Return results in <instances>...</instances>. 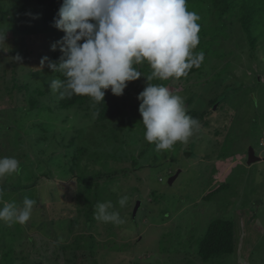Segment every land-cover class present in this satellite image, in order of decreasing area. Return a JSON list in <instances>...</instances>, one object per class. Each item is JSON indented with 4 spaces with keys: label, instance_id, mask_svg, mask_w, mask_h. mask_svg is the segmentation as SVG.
Listing matches in <instances>:
<instances>
[{
    "label": "rangeland",
    "instance_id": "1",
    "mask_svg": "<svg viewBox=\"0 0 264 264\" xmlns=\"http://www.w3.org/2000/svg\"><path fill=\"white\" fill-rule=\"evenodd\" d=\"M214 1L195 12L193 51L204 53V73L163 80L208 124L187 143L157 152L138 110L152 72L146 60L134 65L141 77L117 96L122 117L97 123L90 99L62 108L48 87L58 78L48 64L61 31L43 22L36 0H0V157H15L20 167L0 180V207L36 201L25 224L0 221V264H264V34L252 48L240 21L219 19ZM221 24L226 33H215ZM250 147L259 158L253 162ZM99 172L113 174L93 182L99 189L75 181ZM105 189L117 202L127 197L116 209L122 223L86 217L85 198ZM216 218L233 220L235 251L203 262L197 240Z\"/></svg>",
    "mask_w": 264,
    "mask_h": 264
},
{
    "label": "clouds",
    "instance_id": "2",
    "mask_svg": "<svg viewBox=\"0 0 264 264\" xmlns=\"http://www.w3.org/2000/svg\"><path fill=\"white\" fill-rule=\"evenodd\" d=\"M198 20V14L186 10V0H63L54 26L65 35L51 45L55 50L59 44L62 56L48 67L65 79L53 78L48 87L62 98L80 95L99 103L105 90L122 95L127 82L142 75L134 65L146 60L152 72L145 76L147 85L137 97L144 138L155 144L157 152L171 150L177 142L187 143L199 131V121L187 114L181 96L151 82L179 79L200 67L204 53L193 51L199 44ZM0 39L5 40V35ZM19 171L15 157H0V180ZM126 200L121 197L119 205L123 207ZM35 204L28 197L22 206L4 202L0 221L23 225ZM113 207L111 201L98 203L95 218L122 223L119 213L110 211Z\"/></svg>",
    "mask_w": 264,
    "mask_h": 264
},
{
    "label": "trees",
    "instance_id": "3",
    "mask_svg": "<svg viewBox=\"0 0 264 264\" xmlns=\"http://www.w3.org/2000/svg\"><path fill=\"white\" fill-rule=\"evenodd\" d=\"M203 1L204 0H186V10L190 12H196L197 9H203L204 8ZM36 2H37V5L39 6L41 18L43 22L48 25H52V28H55L54 18L57 17L58 10L60 6L62 5L63 0H36ZM212 3L215 6L216 15L218 16L219 19H226V18L228 19L230 17H232L230 19H233L235 17L240 21V24L243 30H245V33L247 34V37L250 40V44L252 48H254L258 42V36H260L261 34H264V30L260 31V29L264 26L263 25L264 24V0H219V1L215 0ZM217 28L218 29L215 31V33H217V31L224 32V34L226 33V29L224 25L221 24ZM60 31H61L60 36L63 37L65 33L62 30ZM202 33H206V32H202ZM202 47L207 48V45L203 44ZM61 56H62L61 51L60 50L56 51L52 55L53 63H59V59ZM203 65L204 64L202 62L199 68L193 67L192 69L189 70L187 76H183L180 79L182 81H186L187 78H192L195 80L196 77H199L200 79V75L204 73ZM149 69H151L150 66H149ZM55 74L59 79L61 80L65 79V77L62 74L58 72H55ZM156 83L163 84L164 86H166V83L164 84L163 80L161 81L157 79ZM58 94H59L58 103L62 108H71L73 106L83 104L86 102V100L90 99L92 102V110L95 114L96 121L97 123H100V124H102V121L113 120L115 118L122 117V115L124 114L119 98L117 97V95L112 94L110 89L105 90L104 101H101L99 103L93 102V100L87 96L73 95L69 97L65 95L62 98L60 96L59 91H58ZM216 102H218V100H215V99L212 100L211 105ZM186 112L188 115H190L193 118H196L199 121L200 123L199 131H201L205 126H207L208 122L206 120L207 115L205 112H201L196 109H188L186 110ZM129 125H131V122H129ZM79 150L80 149H76L75 154L73 155L75 160L77 159L76 156H79V153H80ZM133 164H135L134 160H133ZM122 171L124 173H127V171L125 170H122ZM50 172L51 171L48 170L44 172L43 175L45 177H49ZM168 174L171 175L173 174V172L169 170ZM107 175L113 176V174H110V173L108 174L104 173L102 175V173L99 172V173L93 174L92 176H90V178L76 176L75 181L78 184H82L85 187V189L88 192H90L92 190L91 188L92 185H94L95 188L99 189L98 185H95L93 182ZM172 177L175 178V175L171 176V178ZM38 178L39 177H37V179ZM161 178L162 177H160L159 180H162ZM36 183L37 182H35V184ZM222 187L223 186H218L214 188L212 191L210 190L211 192H208L207 197H210L211 195L219 192L222 189ZM151 189H152L151 195L155 194L157 191L156 190L157 187L156 188L152 187ZM113 194L111 193L109 189H105V190H102V194L99 191L95 192L94 200H89L88 196L85 198L87 209L84 213L90 222H94L95 220H97L95 218V213H96L98 203H102L104 201H107L113 198L112 204L114 207L112 209H115L114 211H116V209L120 210L122 208L120 207V205L115 207V205L119 203L115 201L116 192ZM121 197H124V195L123 196L120 195V198ZM136 202L139 203L140 205L142 203L141 198H137L135 203ZM112 209H110V211H112ZM234 231H235V224L233 220L226 219V218H216L212 220L208 224L206 232L203 234V236H201V238L197 240V243H198L197 254L199 258L203 262H207L211 259L219 258L222 255L234 253L235 246H236V238H235ZM91 235L92 234H89V236Z\"/></svg>",
    "mask_w": 264,
    "mask_h": 264
},
{
    "label": "water",
    "instance_id": "4",
    "mask_svg": "<svg viewBox=\"0 0 264 264\" xmlns=\"http://www.w3.org/2000/svg\"><path fill=\"white\" fill-rule=\"evenodd\" d=\"M214 107L216 108V105H215ZM248 159H249L248 162H253L254 160L259 159V158L256 156L253 147H250L249 150H248Z\"/></svg>",
    "mask_w": 264,
    "mask_h": 264
}]
</instances>
